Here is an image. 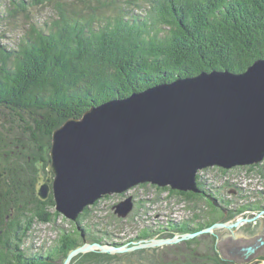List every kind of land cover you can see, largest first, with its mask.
Listing matches in <instances>:
<instances>
[{
	"label": "trees",
	"instance_id": "trees-1",
	"mask_svg": "<svg viewBox=\"0 0 264 264\" xmlns=\"http://www.w3.org/2000/svg\"><path fill=\"white\" fill-rule=\"evenodd\" d=\"M45 5L51 7L52 14L40 24L34 18ZM18 28L21 32L13 46L0 43V116L15 117L22 131L18 137L0 130V173L6 172L3 181L9 197L16 196L13 207L23 210L14 227L6 230L7 240L0 244V264H53L54 256L63 259L82 242L76 223L91 242L103 243V236L91 235L92 229L82 224L91 214L89 206L77 221L67 219L75 225L72 230H60L47 253L28 254L22 247L35 222H54L61 215L51 195L39 200L35 186L39 166L45 175L50 162L51 133L66 119L78 118L93 105L157 83L202 71L238 73L255 59L264 58V0L0 1V35L13 34ZM263 164L264 159L231 169L205 168L197 174L198 188L217 192L216 188L207 189L203 180V184L199 182L201 172L214 169L224 174L244 169L247 177L264 180ZM150 185L159 192L166 190L188 210L198 208L195 199L199 193ZM213 194L209 199L217 201ZM171 223L172 228L179 226V231H190L184 220L172 219ZM208 224L206 220L197 229ZM153 229L139 228L136 237L126 243L137 237L151 239L164 225L158 223ZM90 255L104 261L103 254L95 252L86 253L82 260Z\"/></svg>",
	"mask_w": 264,
	"mask_h": 264
},
{
	"label": "water",
	"instance_id": "water-1",
	"mask_svg": "<svg viewBox=\"0 0 264 264\" xmlns=\"http://www.w3.org/2000/svg\"><path fill=\"white\" fill-rule=\"evenodd\" d=\"M49 155L36 196L45 201L51 195L55 210L74 222L103 196L139 184L200 193L199 171L264 159V58L242 72L202 71L93 105L52 131ZM133 207L129 195L112 209L124 218ZM76 224L82 242L68 250L62 264L81 253L114 254L139 246L87 242ZM170 241L144 239L139 247Z\"/></svg>",
	"mask_w": 264,
	"mask_h": 264
},
{
	"label": "rangeland",
	"instance_id": "rangeland-1",
	"mask_svg": "<svg viewBox=\"0 0 264 264\" xmlns=\"http://www.w3.org/2000/svg\"><path fill=\"white\" fill-rule=\"evenodd\" d=\"M3 2H6V0H3ZM37 13V17H35L34 19L37 20L38 23L43 24L45 21H48L50 19L52 10L50 6L45 5L39 7ZM20 32L21 28H18L16 32H13V34L8 35V33H5V37L0 35V43L7 44L8 47L13 46ZM23 119L30 123V119L28 120L25 116H23ZM16 122L17 119L15 117H8L7 115L0 116V130L7 133L9 136L15 134L18 137H21L19 132L22 130L17 128ZM48 165L49 164H47V166ZM262 166H264V164ZM39 168L40 170L38 174L46 176V174L44 175L43 169H41L40 166ZM38 174L37 176H39ZM5 175L6 172H4L3 176ZM200 175H202V179L207 189L216 188L220 193L219 195L224 197L226 201L227 199L231 200L233 196H236L234 190L238 188H242L245 193L251 194V196L256 191L264 190V180L260 178L247 177L245 175L244 169L231 170L225 174L214 169L211 171L208 170L201 172ZM225 182H227L229 186H226ZM128 195L132 196L134 208L126 217L120 218L114 213L112 206L117 202L125 199V197ZM168 195L169 194L166 190L159 192L150 184H147L143 187L140 185L131 187L123 193H115L112 195H108V197H102L100 200H98L95 206L91 205V214L83 221L82 224H85L92 229V231L90 232L91 235L95 237L103 236V243L106 242L110 245H116L113 243L122 242L126 244V241L129 240L130 237H136L138 229L143 226H152V228H154L158 226V223L165 226L164 222L170 218H172L176 222V220H181L182 217H190V214L186 210L185 205L183 203L176 202V197H169ZM154 199L155 201H153ZM136 201L140 204L136 203ZM235 204L236 205H232L238 207L240 205V202ZM9 205H12L13 207L15 206V203L12 202L9 203ZM196 207H198L199 209L197 210L199 214L207 211V205L202 201L200 202V200L197 201ZM237 212L231 216H228L231 218L230 220H227L226 222H217L218 225L216 223V225L213 224V227L210 230L203 231V229L209 226L203 227L197 230H202L203 232L193 236H185L183 231H179V228L178 230H175L180 232V234L175 233V231L170 233L165 231L155 232L151 239H170L171 241L166 244L149 242L148 246L139 247L140 245H143L140 243L145 242H140L137 237V239L132 240V242L130 243L132 245L129 246L132 247L139 245L133 250L118 252L114 254L98 252L95 250V253L103 254L104 261L102 262H99V256L96 255L87 256L86 261H84L82 260L84 255L86 253L92 252L81 253L79 255L84 254L82 258H77L79 256L77 255L70 261L69 264H200L198 257H195L196 252L189 253L186 252L184 248L185 246L194 248V242H196V238L201 236L203 237V235L207 233L211 234L212 238H217L218 236L224 234L225 238L227 237L228 239L226 241L225 248H223V246L221 245L215 246V244L213 246L214 249H212L211 246L205 247L204 245H200V250L203 248L202 253L200 252V254H202L201 257L204 260L206 259L205 261H207L209 264H213V261L216 264H222L220 263L222 261H227L229 263V258H231L236 261V264H241L247 260L249 261L251 259V255L254 254V251L250 250L253 249L255 245V242L252 239L254 237H261L262 235H264V213L258 212L254 216H245L244 214L239 213V211ZM4 217L5 215H3V218ZM234 217L237 218L235 222L232 221ZM195 221L201 220L197 219ZM70 222L71 221L65 219L63 215L57 217L54 222H50V227H48L47 224L42 226L43 223L40 224L39 222H35L32 226V229H30V231L28 232L27 237L22 244V247L28 254L40 252L47 253L49 249H51L55 245L56 238L59 235L60 230L65 229L66 231H69L70 229H72V226L75 225L73 222L72 224ZM219 223H223L224 225H219ZM244 225H247V233H249L248 231H250L252 235H241L237 233V228H242ZM7 228L9 231L10 226L7 225ZM81 229L83 230L84 234H86L83 227H81ZM104 229L108 231V236H106V234L104 235V232H106L104 231ZM217 230L221 231L222 234L216 232ZM230 230L231 232H229ZM243 230L244 229L242 228L241 231ZM12 233L15 234L13 230ZM85 239L87 242L92 241L91 238L87 237V235H85ZM240 240L242 241L238 242ZM5 241L6 240L2 236L0 239V244ZM247 242L248 244L243 245ZM205 244L210 245L211 243ZM237 255H240V258H233L237 257ZM54 257L55 259L53 260V264H62V258H60L59 256ZM107 258L110 259L107 260Z\"/></svg>",
	"mask_w": 264,
	"mask_h": 264
},
{
	"label": "flooded vegetation",
	"instance_id": "flooded-vegetation-1",
	"mask_svg": "<svg viewBox=\"0 0 264 264\" xmlns=\"http://www.w3.org/2000/svg\"><path fill=\"white\" fill-rule=\"evenodd\" d=\"M4 172L0 176V239L3 236V238L5 240H7V235H8V231H6V230H8L7 225H9L11 228H13L14 227L13 223L17 221L19 213L23 209L21 208L22 210L20 209L19 210L20 212H19L14 207H12V205H9V203H12L15 201L16 196L13 195V196L9 197L8 189L6 187V183L3 181V179H6V175L3 176ZM199 178H200L199 182L202 183V180H203L202 175H200ZM225 185L229 186L228 183H226ZM234 192L236 193V196L235 197L233 196L231 198V200L227 199V201H226V200H222V197H221V195L218 194V191L214 192V194H215L214 195L213 193H211L210 189L206 190L204 188L203 191L201 190V192L196 196L195 200H197V201L200 200V202L201 201L204 202L207 205V211L203 212L202 214L201 213L199 214L197 212V210H199L198 208L195 210L186 209L189 212L190 217L185 216L184 218L182 217L181 220L185 221L186 228L190 229V231H183V232L184 233L185 232L194 233V231H197V230L203 228V227H201V228L197 229V227H200V224H203V222H205L206 220H208L209 224L205 225L204 227L213 225L217 222H226L227 220L231 219L228 216L235 214L237 211H239V213L244 214L245 216H248V215L254 216L258 212L264 213V190L256 191V192H254V194L252 196H251V194L245 193L244 190H242L241 192H238V190L235 189ZM212 194H213V196H216L215 198H217V201H218L217 205L211 204L212 202L209 198H210V196H212ZM241 201H243V202H241ZM238 202H240V205L238 207H235L234 206V205H236L235 203H238ZM232 204H234V205H232ZM3 215H5L4 218H3ZM197 219H200L201 221H195ZM236 220H237V218L234 217V219L232 221L235 222ZM1 222H3V223H1ZM171 222H172V218L165 221V226H164L163 231L169 232V233L175 231V233L180 234V232L176 231V230H178L176 228H178L179 226H177L176 228H172L173 223H171ZM40 224H42V223H40ZM46 224L48 227H50L49 223H46ZM46 224H42V226L46 225ZM246 226L247 225H244L242 227L244 229L243 231H241L242 228H240V227L237 228L238 229L237 233L241 234V235H244V234L249 235V236L252 235V233L250 231H248L249 233H247ZM51 227H52V225H51ZM214 229H219V228H214ZM233 229H235V228H233ZM75 230L76 231L78 230L77 224H76ZM216 232H218L219 234H222V232L219 230H217ZM229 232H231V230ZM227 239L228 238L227 237L225 238L224 234L218 236L217 238H212L211 234L207 233V234L203 235V237L202 236L197 237L196 242L193 241L195 243L194 248L193 247L190 248L189 246H185L186 249L184 248V250L186 252H189V253L190 252H196L195 257L196 256L198 257L200 264H209L207 261H205L206 259L204 260L201 257L202 254H200V252L202 253L203 248L200 250V245H204L205 247L211 246V248L214 249L213 246L215 244V246L221 245V246H223V248H225ZM147 240H150V239H147ZM252 240L255 242V245H254L255 250H254V248L250 249V250L251 251L253 250L254 254L251 255V259L249 261L247 260L241 264H264V235H262L261 237L260 236L254 237ZM241 241L242 240H240L238 242H241ZM202 242H203V244H202ZM130 243L131 242H129V244ZM205 243H211V244L206 245ZM246 244H248V242L244 243L243 245H246ZM233 258H240V255H237V257H233ZM247 259H248V256H247ZM225 262H227V261H222L220 263H222V264H236V261L231 259V258H229V263L228 262L225 263ZM213 264H216V263H214V261H213Z\"/></svg>",
	"mask_w": 264,
	"mask_h": 264
}]
</instances>
